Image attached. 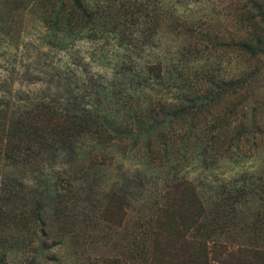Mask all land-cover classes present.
<instances>
[{"label": "trees", "instance_id": "16d2710c", "mask_svg": "<svg viewBox=\"0 0 264 264\" xmlns=\"http://www.w3.org/2000/svg\"><path fill=\"white\" fill-rule=\"evenodd\" d=\"M0 58V264H264V0H0ZM125 159L162 185L139 211Z\"/></svg>", "mask_w": 264, "mask_h": 264}, {"label": "rangeland", "instance_id": "374dc122", "mask_svg": "<svg viewBox=\"0 0 264 264\" xmlns=\"http://www.w3.org/2000/svg\"><path fill=\"white\" fill-rule=\"evenodd\" d=\"M29 39L30 38H26L25 41L27 42ZM81 48L83 49L86 61L91 66L92 72L98 73L108 79L113 77L114 67L118 61V55L121 53L113 41L110 40L109 43L101 42L99 44L83 43ZM20 51H24V49H21ZM32 51L36 53L34 50ZM33 52L24 51L19 55V59H21V64L18 66L19 69L23 68L22 66L26 67L35 63L34 60L36 57ZM4 60L5 59L0 58V73H2V70H4L7 65ZM41 86L42 84L40 83L28 89V83L22 79L17 80L15 84L16 89L24 87L31 93L38 91V88H41ZM258 167L259 162L255 159H250L249 161L238 165H225L222 168L208 171L196 169L195 167H189L184 172V175L185 178L195 182L197 186L202 189V192L205 193L207 188V190H209L210 187H214L213 189H215L218 188V186L227 185V183L239 179L242 174L254 172ZM118 168L122 170L123 173H125L126 170L133 172L138 169L142 170V172H139L138 175L142 178L144 185L137 191H135L134 187L132 195L129 197L131 204L137 211H139L140 208H143V204L145 202H150V200H148L149 198L145 200L146 197H148L155 190L159 191L160 187H162V185L158 183V179L153 177L154 175L151 174V171H147L145 168H142L139 164H136V161L134 162L133 160L125 159L124 161H121ZM117 175L120 174H116V176ZM114 181L121 183L123 186L122 188L126 189L127 179H119L116 177Z\"/></svg>", "mask_w": 264, "mask_h": 264}]
</instances>
